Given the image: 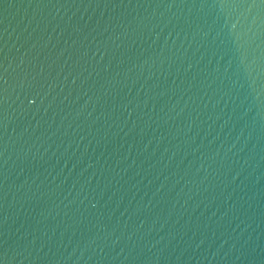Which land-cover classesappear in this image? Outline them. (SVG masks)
I'll return each instance as SVG.
<instances>
[{"label":"water","instance_id":"water-1","mask_svg":"<svg viewBox=\"0 0 264 264\" xmlns=\"http://www.w3.org/2000/svg\"><path fill=\"white\" fill-rule=\"evenodd\" d=\"M0 47L3 264H264L260 0H7Z\"/></svg>","mask_w":264,"mask_h":264},{"label":"snow or ice","instance_id":"snow-or-ice-1","mask_svg":"<svg viewBox=\"0 0 264 264\" xmlns=\"http://www.w3.org/2000/svg\"><path fill=\"white\" fill-rule=\"evenodd\" d=\"M7 0H0V6L5 4ZM234 3H236V0H221V5L223 7H230ZM260 4L262 7H264V0H260ZM239 39V37H237ZM3 53V47H0V54ZM7 57L0 56V68H3V63L6 62ZM7 75V70H4L3 72H0V103L3 102V98L6 95L8 89L5 87V85H9V81L5 78ZM30 86V85H29ZM27 99V97H25ZM31 103V101H29ZM3 126V116L0 115V127ZM2 155V153H0ZM4 219L3 217H0V223H3ZM0 264H3V261H0Z\"/></svg>","mask_w":264,"mask_h":264}]
</instances>
